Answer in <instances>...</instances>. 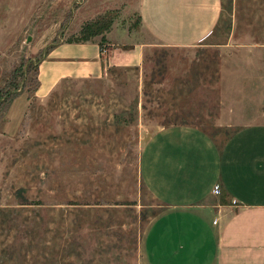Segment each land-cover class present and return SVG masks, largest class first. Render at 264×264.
Returning <instances> with one entry per match:
<instances>
[{
  "label": "rangeland",
  "instance_id": "1",
  "mask_svg": "<svg viewBox=\"0 0 264 264\" xmlns=\"http://www.w3.org/2000/svg\"><path fill=\"white\" fill-rule=\"evenodd\" d=\"M138 3L41 0L19 36L0 38V264H147L144 234L165 209L144 185L148 138L193 124L221 144L253 120L248 104L264 119V0H220L212 32L188 47L153 40ZM103 15L108 30L89 40L101 57L109 43L144 44L139 66L35 92L39 61Z\"/></svg>",
  "mask_w": 264,
  "mask_h": 264
},
{
  "label": "crops",
  "instance_id": "2",
  "mask_svg": "<svg viewBox=\"0 0 264 264\" xmlns=\"http://www.w3.org/2000/svg\"><path fill=\"white\" fill-rule=\"evenodd\" d=\"M38 1L0 0V38L19 36L26 5ZM220 5V0H139L137 12L153 40L188 47L212 32ZM143 45L109 43L106 57L94 40L56 45L39 62L35 92L45 93L63 76L96 75L105 64L137 67ZM255 45L260 44L247 51L259 55ZM250 85L248 74L242 98ZM257 106L247 105L245 117L253 120L221 144L193 124H170L148 138L141 154L144 185L165 209L144 234L147 264H264V119L255 116Z\"/></svg>",
  "mask_w": 264,
  "mask_h": 264
},
{
  "label": "trees",
  "instance_id": "3",
  "mask_svg": "<svg viewBox=\"0 0 264 264\" xmlns=\"http://www.w3.org/2000/svg\"><path fill=\"white\" fill-rule=\"evenodd\" d=\"M111 24V17L108 15H103L96 18L93 21L86 22L79 30V39L67 40L66 42H84L88 41L90 37L99 34L103 31L108 30ZM41 61V60H40ZM39 61V62H40ZM38 81H36L35 89L37 87ZM174 124V123H173Z\"/></svg>",
  "mask_w": 264,
  "mask_h": 264
},
{
  "label": "built area",
  "instance_id": "4",
  "mask_svg": "<svg viewBox=\"0 0 264 264\" xmlns=\"http://www.w3.org/2000/svg\"><path fill=\"white\" fill-rule=\"evenodd\" d=\"M217 189H218V186H217V185H215V186H214V190H217Z\"/></svg>",
  "mask_w": 264,
  "mask_h": 264
},
{
  "label": "water",
  "instance_id": "5",
  "mask_svg": "<svg viewBox=\"0 0 264 264\" xmlns=\"http://www.w3.org/2000/svg\"><path fill=\"white\" fill-rule=\"evenodd\" d=\"M29 39V37H27V40Z\"/></svg>",
  "mask_w": 264,
  "mask_h": 264
}]
</instances>
